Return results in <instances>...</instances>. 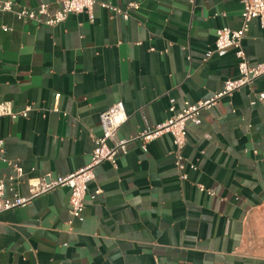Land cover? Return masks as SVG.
I'll return each mask as SVG.
<instances>
[{
  "label": "crops",
  "instance_id": "obj_1",
  "mask_svg": "<svg viewBox=\"0 0 264 264\" xmlns=\"http://www.w3.org/2000/svg\"><path fill=\"white\" fill-rule=\"evenodd\" d=\"M97 1L127 11L128 20L99 4L94 22L70 14L54 27L0 11V102L29 108L27 117H0L7 198L27 195L30 179L86 165L102 135L100 115L114 103L128 114L115 140L133 138L170 118L171 99L180 111L239 75L235 48L206 53L217 29L241 28V0ZM13 2L14 10L58 6ZM242 44L252 65L264 62L257 20ZM200 118L187 123V179L170 134L146 152L132 141L116 166L95 168L79 218L66 186L1 213L0 264H264V80L220 98Z\"/></svg>",
  "mask_w": 264,
  "mask_h": 264
},
{
  "label": "built area",
  "instance_id": "obj_2",
  "mask_svg": "<svg viewBox=\"0 0 264 264\" xmlns=\"http://www.w3.org/2000/svg\"><path fill=\"white\" fill-rule=\"evenodd\" d=\"M241 2L243 5L241 28L235 30L224 26L217 29L214 49H210L206 53V58H209L215 51L235 48L238 58V77L227 79L223 88L206 100H200L195 103L185 102L180 111L176 110L174 99H171L169 111L172 115L170 118L150 129L141 130L133 138L115 140L119 129L127 121L128 114L123 102L114 103L100 115L102 135L94 138L95 145L90 160L86 165L64 176L53 177L51 174H46L40 178L30 179L29 193L25 196L5 197L4 180H0V214L17 207L26 206L38 196L58 187L66 186L70 189L69 205L71 216L73 219L79 218L85 209L88 187L90 182L95 179V168L98 165L108 161L116 166L118 157L128 152L129 143L132 141L139 140L143 151L146 152L148 151V144L164 134L172 136L175 166L180 171L181 179H187L186 174L183 172L186 167V159L182 154L183 148L188 143L187 123L191 121L197 125L200 124L202 110L211 108L220 98L228 96L242 87L252 85L259 78L264 80V62L252 65L242 44L245 33L253 20H257L260 26L264 28V0H241ZM13 4V0H0V11H14L19 20L30 21L39 26H58L65 22L70 14L80 13H87L89 20L94 22L93 10L96 4H99L102 8L122 14L125 20L129 18L127 11H122L108 2H98L97 0H58V6L53 13L50 12L47 3H42L37 8L23 7L17 10H14ZM130 7H137V4L131 3ZM8 29V26H4V30L7 31ZM59 97L60 94H56L57 100ZM28 109L15 112L9 102H0V117L8 116L12 120L20 116L27 117ZM111 140L113 145L109 144ZM3 150L4 140L0 139V154L3 153ZM191 167L196 168L193 165ZM15 169L18 176L23 175V170L18 164L15 165ZM200 190L204 191L205 188L200 186ZM101 192L102 190L97 188L92 197L94 198Z\"/></svg>",
  "mask_w": 264,
  "mask_h": 264
}]
</instances>
